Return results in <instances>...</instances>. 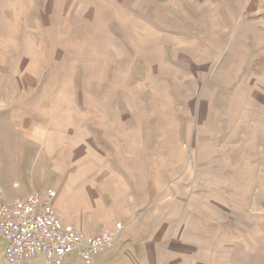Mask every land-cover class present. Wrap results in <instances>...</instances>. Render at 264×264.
I'll return each instance as SVG.
<instances>
[{
    "label": "rangeland",
    "instance_id": "obj_1",
    "mask_svg": "<svg viewBox=\"0 0 264 264\" xmlns=\"http://www.w3.org/2000/svg\"><path fill=\"white\" fill-rule=\"evenodd\" d=\"M82 187L264 264V0H0V200Z\"/></svg>",
    "mask_w": 264,
    "mask_h": 264
},
{
    "label": "crops",
    "instance_id": "obj_2",
    "mask_svg": "<svg viewBox=\"0 0 264 264\" xmlns=\"http://www.w3.org/2000/svg\"><path fill=\"white\" fill-rule=\"evenodd\" d=\"M87 192L92 193V190L82 187L72 192L70 197L57 193L52 207L61 224L85 236L117 233L113 245L94 255L91 264H200L201 254L194 251L192 241L181 240L175 234L176 224L158 219V213L151 215L153 210L149 211L144 205L134 202L122 204L121 198H115L117 191L99 188L95 196L86 197L83 194ZM118 192L120 194L122 189ZM16 200L20 199L0 201L9 203ZM117 223L121 224L120 230L115 228ZM4 254V243L0 238V264H5ZM23 264L45 263L41 255H36ZM60 264L83 263L71 255Z\"/></svg>",
    "mask_w": 264,
    "mask_h": 264
},
{
    "label": "built area",
    "instance_id": "obj_3",
    "mask_svg": "<svg viewBox=\"0 0 264 264\" xmlns=\"http://www.w3.org/2000/svg\"><path fill=\"white\" fill-rule=\"evenodd\" d=\"M54 197V192L47 191L9 203L0 201L5 264H23L36 255L45 264H60L71 255L91 264L94 255L113 245L117 233L85 236L61 224L52 207ZM115 228L120 230L121 224Z\"/></svg>",
    "mask_w": 264,
    "mask_h": 264
}]
</instances>
